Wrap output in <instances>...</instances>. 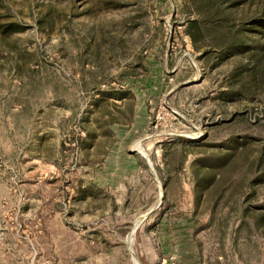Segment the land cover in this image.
<instances>
[{
	"label": "rangeland",
	"instance_id": "obj_1",
	"mask_svg": "<svg viewBox=\"0 0 264 264\" xmlns=\"http://www.w3.org/2000/svg\"><path fill=\"white\" fill-rule=\"evenodd\" d=\"M135 259L264 264V0H0V264Z\"/></svg>",
	"mask_w": 264,
	"mask_h": 264
},
{
	"label": "crops",
	"instance_id": "obj_2",
	"mask_svg": "<svg viewBox=\"0 0 264 264\" xmlns=\"http://www.w3.org/2000/svg\"><path fill=\"white\" fill-rule=\"evenodd\" d=\"M108 127L112 131L113 137L115 138V142L118 146L125 145L131 138L129 130L130 126L128 125H122L116 122H109ZM134 164L136 165L137 163L135 162Z\"/></svg>",
	"mask_w": 264,
	"mask_h": 264
},
{
	"label": "trees",
	"instance_id": "obj_3",
	"mask_svg": "<svg viewBox=\"0 0 264 264\" xmlns=\"http://www.w3.org/2000/svg\"><path fill=\"white\" fill-rule=\"evenodd\" d=\"M219 4H220V2L216 4V9L219 10V11H221L222 7H221ZM195 22H196L195 20L189 21L188 25H187L186 28H185V32H186V34L191 38L193 46H194L195 48H197L196 45H195V36H194V32H193V30L191 29V28H192V25H193Z\"/></svg>",
	"mask_w": 264,
	"mask_h": 264
},
{
	"label": "bare ground",
	"instance_id": "obj_4",
	"mask_svg": "<svg viewBox=\"0 0 264 264\" xmlns=\"http://www.w3.org/2000/svg\"><path fill=\"white\" fill-rule=\"evenodd\" d=\"M134 148H135V149L137 148V149L141 150V152H144L143 149H142V147H141V145H140L139 143H136V144L134 145ZM134 264H138V262H137L136 259L134 260Z\"/></svg>",
	"mask_w": 264,
	"mask_h": 264
},
{
	"label": "water",
	"instance_id": "obj_5",
	"mask_svg": "<svg viewBox=\"0 0 264 264\" xmlns=\"http://www.w3.org/2000/svg\"><path fill=\"white\" fill-rule=\"evenodd\" d=\"M147 161H148V159H147ZM136 229H134V231H135Z\"/></svg>",
	"mask_w": 264,
	"mask_h": 264
},
{
	"label": "built area",
	"instance_id": "obj_6",
	"mask_svg": "<svg viewBox=\"0 0 264 264\" xmlns=\"http://www.w3.org/2000/svg\"><path fill=\"white\" fill-rule=\"evenodd\" d=\"M164 262H165V260H164Z\"/></svg>",
	"mask_w": 264,
	"mask_h": 264
}]
</instances>
